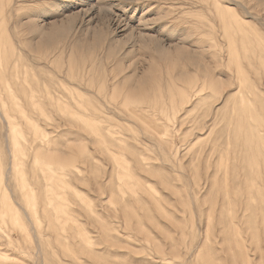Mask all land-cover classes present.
<instances>
[{"label": "rangeland", "instance_id": "obj_1", "mask_svg": "<svg viewBox=\"0 0 264 264\" xmlns=\"http://www.w3.org/2000/svg\"><path fill=\"white\" fill-rule=\"evenodd\" d=\"M0 264H264V0H0Z\"/></svg>", "mask_w": 264, "mask_h": 264}]
</instances>
